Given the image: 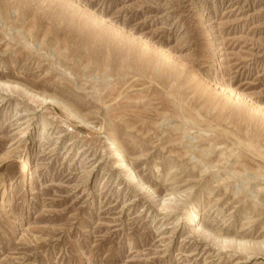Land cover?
I'll return each instance as SVG.
<instances>
[{"label":"rangeland","instance_id":"rangeland-1","mask_svg":"<svg viewBox=\"0 0 264 264\" xmlns=\"http://www.w3.org/2000/svg\"><path fill=\"white\" fill-rule=\"evenodd\" d=\"M254 103L264 0H0V264H264Z\"/></svg>","mask_w":264,"mask_h":264},{"label":"bare ground","instance_id":"bare-ground-1","mask_svg":"<svg viewBox=\"0 0 264 264\" xmlns=\"http://www.w3.org/2000/svg\"><path fill=\"white\" fill-rule=\"evenodd\" d=\"M4 84H7V83H4ZM226 92L229 96H232L234 97V100H242L244 101L245 99L243 98V96H241V94L239 93H236V92H231L227 89H223V92ZM225 93V94H226ZM43 100H47L48 98H42ZM49 101L53 102V103H56V104H60V105H63L65 107H68L64 102L58 100V99H55V98H49ZM253 106L255 108H257L259 111H262L264 113V107L263 106H260L256 103L253 104ZM70 109V108H69ZM70 111L73 113L72 109H70ZM110 143V148H112L114 150V154L116 155V158L118 159V166L119 168H123L125 169V174L127 176V178L129 179V181H133L135 182L139 187L140 189H150V187L143 181L141 180L135 173L134 169L132 166H130L129 163H126V160L124 159V155H122V151L119 149V147L117 146V144L114 142V140H110L109 141ZM31 167V166H30ZM24 170H25V167H24ZM27 170V169H26ZM25 172V171H24ZM152 194V193H151ZM161 207L163 209H166L167 208V205H166V200L163 199L161 200ZM185 215H186V218H187V221L189 223V226H192L194 229H201L202 227L199 225L198 223H195V212L192 208L190 209H186L185 210ZM201 230H203L205 233L207 234H211L210 231L208 229H204L202 228ZM215 238L217 239H220V236H217V235H214ZM228 241H234V242H237V244L239 245H242V247H245L244 244L247 243V241L245 240H238V239H233V238H222V243H226ZM239 247V246H238ZM240 248V247H239Z\"/></svg>","mask_w":264,"mask_h":264}]
</instances>
